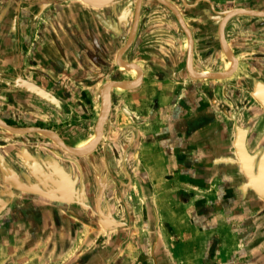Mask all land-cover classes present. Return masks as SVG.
Masks as SVG:
<instances>
[{
    "label": "crops",
    "instance_id": "crops-1",
    "mask_svg": "<svg viewBox=\"0 0 264 264\" xmlns=\"http://www.w3.org/2000/svg\"><path fill=\"white\" fill-rule=\"evenodd\" d=\"M138 1L0 0V121L24 131H0V264H264V17L228 18L237 64L195 79L170 8L141 0L132 36ZM165 1L196 73L229 69L228 12H264ZM110 83L136 85L85 154L34 132L88 142Z\"/></svg>",
    "mask_w": 264,
    "mask_h": 264
},
{
    "label": "water",
    "instance_id": "water-1",
    "mask_svg": "<svg viewBox=\"0 0 264 264\" xmlns=\"http://www.w3.org/2000/svg\"><path fill=\"white\" fill-rule=\"evenodd\" d=\"M160 3H162L163 5H165V6H167L168 8H170L174 13H175V15H176V17H177V19H178V21L180 22V24L182 25V27L184 28V30L186 31V34L188 35V38H189V42H190V50H189V52H188V61H187V72H188V74L191 76V77H193V78H195V79H222V78H225V77H228L229 75H230V73L232 72H229V73H214V74H211V75H208V76H198L197 74H196V72L193 70V68H192V48H193V41H192V38H191V36H190V32H189V30L186 28V26H185V24H184V21H183V19H182V17H181V15H180V13L178 12V10L173 6V5H171L170 3H168L167 1H165V0H158ZM140 2H141V0H139L138 1V4H137V7H136V12H135V20H134V24H133V31H132V36L134 35V33H135V31H136V27H137V22H138V14H139V9H140ZM234 12V13H233ZM229 13H231V14H229ZM235 14H245V15H251V16H257V17H264V12H257V11H246V10H237V11H231V12H228L226 15H225V17H224V19H228V18H230L231 16H233V15H235ZM229 15V16H228ZM224 19L222 20V22H221V24L219 25V29H218V33H219V37H220V43H221V46H222V48H223V46H224V48L223 49H225V51H226V53L228 52V56L230 57V58H232L233 60H234V62H235V64H237V60H236V58L234 57V55L232 54V51L230 50V48H229V46H228V44H227V42H226V40H225V38H224V34H223V21H224ZM225 20V21H226ZM130 44V42H128L127 43V45H126V47H125V49L128 47V45ZM118 61V60H117ZM129 68H131V66L129 67ZM139 81V80H138ZM112 84L110 83V84H107L103 89H102V91L103 90H105V88L108 86L109 88H111L112 86H111ZM110 96V95H109ZM110 98V97H109ZM109 98H108V105H106V107L104 108V110H103V112H102V118L101 119H99V121H98V124H97V127H96V129L98 130V141L100 140V135H101V131H102V128H103V124H104V122H105V119H106V115H107V113H108V109H109ZM103 109V108H102ZM1 122V121H0ZM8 129H12V133H18V134H22V133H24V131L23 130H20V129H16V128H13V127H11L10 125H8V124H6V123H4V122H2ZM14 131V132H13ZM35 131H37V132H39V131H46V132H49V133H51V134H53L57 139H58V141H59V143H60V147L64 150V151H66V152H68V153H70V154H73V155H83V154H85V153H76V152H73L72 150L73 149H71V148H69L66 144H64V142L62 141V139L58 136V135H56L54 132H52V131H50V130H40V129H37V130H34V132ZM19 188V187H18ZM20 189H23V190H25V191H30L31 192V190H29V189H25V188H20ZM40 189H33L32 190V192L33 193H37V194H40V195H42V196H44V197H48L49 198V196L48 195H46V193H43L41 190L39 191Z\"/></svg>",
    "mask_w": 264,
    "mask_h": 264
},
{
    "label": "bare ground",
    "instance_id": "bare-ground-1",
    "mask_svg": "<svg viewBox=\"0 0 264 264\" xmlns=\"http://www.w3.org/2000/svg\"><path fill=\"white\" fill-rule=\"evenodd\" d=\"M172 5V4H171ZM247 11V10H246ZM234 13V12H233ZM229 14H231V13H229ZM229 16V15H228ZM225 20L226 19H224V21H223V24L225 23ZM188 42H189V39H188ZM186 45V49H188L189 48V45H190V42L189 43H186L185 44ZM223 48H224V46H223ZM190 50V49H189ZM124 52V51H123ZM123 52H122V54H123ZM223 53L226 55V57L227 58H230L229 56H228V52L226 53V51H225V49H223ZM232 64L234 65L235 64V62H234V60L232 59V58H230V60H229V69L226 71V73H229V71H231L232 70ZM121 65V67H122V69L123 70H126V71H131V73H134L136 76H138V74H139V72L137 71V69H135L134 67L132 68V66H131V68H129L130 66H128V65H124V64H120ZM227 69V68H226ZM196 72V71H195ZM198 76H208V75H211V74H209V73H207V72H203V73H196ZM112 85V87L111 88H109L108 86L106 87V93L105 94H102L101 95V107H100V116H99V119H101L102 118V112H103V110H104V108L106 107V105H108V98L110 97L109 95H110V90L113 88V87H115V88H118V90H123V89H130V87L132 86V87H134V85H136V83H132L131 85H121V84H116V83H111ZM103 108V109H102ZM97 124H98V122H97ZM6 129L7 131H10V132H12V129L10 130V129H8L3 123H0V129ZM98 129V128H97ZM97 129H95V132L93 133L94 135L88 140V142H86V143H84V144H82V145H79L78 147H76V148H74L72 151L73 152H76V153H86V151H89L92 147H93V145H94V143L95 142H98V130ZM14 132V131H13ZM38 133H40V134H42L46 139H48L49 141H55L59 146H61L60 145V143H59V141H58V139L53 135V134H51V133H49V132H46V131H39ZM105 223H107V224H109V221H108V219H106L105 220V222H104V224Z\"/></svg>",
    "mask_w": 264,
    "mask_h": 264
},
{
    "label": "rangeland",
    "instance_id": "rangeland-1",
    "mask_svg": "<svg viewBox=\"0 0 264 264\" xmlns=\"http://www.w3.org/2000/svg\"><path fill=\"white\" fill-rule=\"evenodd\" d=\"M183 19V18H182ZM183 21H185L184 19H183ZM186 43H189L188 42V38H187V40H186V42H185V44ZM184 47H185V49H186V45H184ZM189 49H190V45H189V48L188 49H186L187 50V52H189ZM124 51V50H123ZM123 51H121L120 52V54L118 55V62L120 63V64H124L125 66L126 65H128V64H125V61L121 58L122 56H121V53L123 52ZM188 54V53H187ZM223 55H224V57L229 61L230 60V58H227L226 57V55L223 53ZM121 58V59H120ZM222 58V57H221ZM220 63L222 64V61L220 60ZM229 63V62H228ZM220 69V68H219ZM218 69V70H219ZM140 76V74H138V77ZM225 83H227V82H225ZM128 85V84H127ZM131 85V84H130ZM105 86H103V88H104ZM132 88V86L130 87V89ZM113 89H118V88H115V87H113ZM123 90H128V89H123ZM106 93V88H105V90H103L102 91V94H105ZM0 123H2V122H0ZM0 131H6V132H9L10 133V131H7L5 128L4 129H0ZM39 135H41V136H43L42 134H40L39 133ZM44 137V136H43ZM52 143L54 144V145H56V146H59L55 141H52ZM60 147V146H59ZM51 261H47V263L46 264H51L50 263ZM58 262H60V261H56V260H54V261H52V264H62V262H60V263H58ZM43 264H45V263H43Z\"/></svg>",
    "mask_w": 264,
    "mask_h": 264
}]
</instances>
